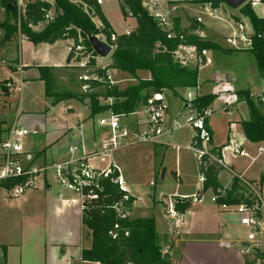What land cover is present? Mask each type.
Returning <instances> with one entry per match:
<instances>
[{
  "label": "trees",
  "instance_id": "obj_1",
  "mask_svg": "<svg viewBox=\"0 0 264 264\" xmlns=\"http://www.w3.org/2000/svg\"><path fill=\"white\" fill-rule=\"evenodd\" d=\"M9 0H0L8 16L1 22L4 29V40H10L21 34L35 44L53 43L59 39L73 40L69 60L74 64L67 67L62 75L56 66H39V78L45 83V94L55 105L62 101L75 99L87 105L89 118L102 115L110 109L115 113H131L140 107L157 92L171 89L175 92L179 88L198 86L199 69H190L175 60V51L186 45H196L198 50L219 49L215 42H205L195 35L192 28L181 29L180 19L176 18L173 31L175 35L168 37V32L158 25L157 20L143 6L142 0H119L125 17L133 16L137 26L129 33L117 34L104 15L100 4L96 0H28L24 11H19L16 0L10 9ZM195 4L209 1L219 5V0H190ZM247 16L253 27L251 43L247 48L257 59V76L264 78V17L259 16L249 3L239 8ZM99 19L100 26L95 22ZM42 25L40 29L36 26ZM202 26V25H201ZM86 33L104 36L113 46L110 55L111 63L98 65L96 57L91 59L90 66L99 74V80L83 81L79 78V70L75 62L77 46H83L88 51L95 52L88 41ZM228 52V51H227ZM18 64V60L16 62ZM119 69L135 78L137 82L126 87L119 83H111L107 71ZM139 71H147V78L138 77ZM75 84L80 91H71L68 85ZM89 84L85 91L83 86ZM5 94L9 95V88L5 87ZM235 94L244 100L249 110V117L242 121V127L248 140L264 142V103L259 95L251 94L249 89L236 90ZM217 94H198L189 105L199 111L209 108ZM112 98L113 103L108 100ZM1 116V114H0ZM6 120L0 117V141L6 138L8 128ZM208 127V125H207ZM209 129V127H208ZM212 136L211 130L209 129ZM196 137H194L195 141ZM193 141V142H194ZM212 144V139H211ZM197 145H200L198 142ZM210 151L216 157L221 155V147L212 146ZM199 169L204 173L202 192L211 189L217 196V202L225 205H235L241 202L255 204L257 195L250 191L248 185L237 175L233 176L229 188H224L219 181V173L224 168L215 160L203 157ZM15 180L0 182V187L9 188ZM104 187L103 199L90 203L83 211V222L90 230L91 247L82 251V259L97 261L102 264H174L170 255L164 251L162 239L157 232L155 217H137L120 219L113 204L122 197L117 184L110 178H101ZM259 183L264 186V172L260 175ZM224 191V195L220 193ZM134 198L131 197L129 206ZM189 198L176 199L175 208L179 215L186 213L190 207ZM119 223V228L114 225ZM264 258V253H259Z\"/></svg>",
  "mask_w": 264,
  "mask_h": 264
},
{
  "label": "crops",
  "instance_id": "obj_2",
  "mask_svg": "<svg viewBox=\"0 0 264 264\" xmlns=\"http://www.w3.org/2000/svg\"><path fill=\"white\" fill-rule=\"evenodd\" d=\"M49 2L54 4V0H49ZM114 3H118L121 10L119 0H103L100 4L113 30L117 34L129 33L134 30L137 26V20L133 16L125 17L123 15L122 29L117 28L110 14V8ZM7 16L5 8L0 4V21L3 22ZM95 22L97 24L100 21L95 19ZM41 27L42 25H38L35 29L38 30ZM72 44L73 40L70 38L59 39L53 43L35 44L21 34L10 40H4V29L0 26V69L5 72L4 74H7L8 77L6 78L12 79L17 86L19 83L14 81L12 75H20V84L40 80L38 67L43 65L61 68L62 70L59 71L63 75L64 70L74 64L73 61L69 60ZM248 47L249 45L245 44V48ZM60 56H64V62L60 61ZM17 60L18 64L16 63ZM10 61H14V63ZM98 63L106 66L111 63V58L107 62L99 60ZM109 70H113L118 76L125 74L119 69ZM149 76L150 73L147 72L145 78ZM258 79L260 78L258 77ZM227 80L228 86L231 85L228 88L235 91L249 89L253 95H259L264 88L260 81L257 89L253 92L250 87L234 86L233 75H227ZM16 85L15 87H17ZM217 97L219 96L217 95ZM232 106L230 112L222 110L221 106L207 120V125L212 133V144L221 148L228 144H237L246 150L249 156L229 154L227 167H224L219 173V181L224 188L231 186L234 175L239 176L243 183L245 180L253 181L260 186L261 192L259 194L264 198V186L259 183L260 175L264 172V161L259 165L258 176L250 175L251 168L258 156L263 155V153H259V147L264 148V142H251L244 133L242 121L249 117V110L245 101H234ZM185 107L191 109L188 101ZM240 110L242 111L240 112ZM87 123L84 118L80 119L75 127H68L69 132L65 130L56 139L45 143L38 149H32L33 153L28 155V160L25 163L39 166L52 161L68 159L71 156L69 146L72 144L81 146L78 147L80 151L94 152L100 150L101 134H103L104 128L97 121ZM10 125L5 123L8 130ZM7 134L8 131L6 136ZM195 135L196 133L192 137V146ZM64 137H66L65 143L60 144ZM71 139H73L72 142ZM255 146L257 151L253 153L251 150ZM23 155H25L24 150L21 158ZM125 156H128L126 152L120 154L115 150L108 157L109 162L116 166L127 180L130 193L134 198L130 209V218L152 215L155 217L153 213L140 214L137 211L138 188L136 183L130 181L124 160ZM237 157H243L250 162L247 165L239 166ZM96 160L92 159L91 163L96 167H103V165L96 163ZM151 170L152 175L155 176L153 179L156 181L160 170L155 165ZM176 176L178 178L179 173ZM202 187L203 183L200 181L196 193L192 196L205 194L202 197L203 201L192 202L190 200L191 204L186 213L176 216V218L181 219L180 227L174 225L169 229L161 230L156 226L162 239L164 251H168L174 264H249L250 254H244L242 249L247 246L252 247V245L261 246L264 249L261 239L259 243L251 244L253 241L248 240L250 231L244 242L230 236L229 232L225 230L227 228L223 224H217V222L218 219L223 220L225 215L237 213L232 205L223 207L217 201H212L211 197L206 196L211 189L201 192ZM10 197L12 196L3 187H0V264H102L97 261L82 259V251L91 247L90 230L83 222V211L76 193L62 186L52 170L47 172L44 182H41L37 188L28 190L23 196L17 197L16 201ZM168 198L161 200L164 206H167ZM202 216L216 221L215 224L212 226L207 224L196 225L200 223ZM218 225L222 228H218Z\"/></svg>",
  "mask_w": 264,
  "mask_h": 264
},
{
  "label": "rangeland",
  "instance_id": "obj_3",
  "mask_svg": "<svg viewBox=\"0 0 264 264\" xmlns=\"http://www.w3.org/2000/svg\"><path fill=\"white\" fill-rule=\"evenodd\" d=\"M162 5L168 7L174 23L176 18L180 19L181 29L192 28L197 25L196 29L191 32L205 42L219 44L223 50L206 49V59L204 62L199 63L198 58L203 50H198L196 45L179 47L175 51V60L190 69L198 67V86L179 88L177 92L171 89L163 91V103L166 106L163 113V124L167 131L156 143L138 142L124 145L116 150L120 154L124 152L128 154L124 160L130 181L136 183L138 188V213H153L156 218V226L161 230L169 229L174 225L181 226V219L169 214L167 206H164L161 200L169 197L166 202L169 204L170 200L183 198L177 195L192 196L196 193L195 191L200 182L199 160L192 146V137L196 133V129L188 122L191 109L185 107L186 102H191L198 94L216 93L219 97L215 98L209 108L214 113L222 106V110L230 112L234 101L237 102L241 98L235 94L234 89L228 88L231 85L228 86L227 75H233L234 86L243 85L250 87L253 92L257 89L260 81L264 86V80H262L264 78L258 79L257 76V59L250 50L245 48V44L249 45L246 43L247 41L242 40V33L247 37L253 35V27L250 19L240 9H233L223 4L220 15L215 16L208 12L205 3L195 4L184 0H165ZM254 10L259 16L264 17V2L258 4ZM110 14L117 28L122 29L123 13L118 3H114L110 8ZM241 23L244 29H239ZM97 25L100 26V22ZM101 37L104 38V36ZM100 58H97V61L107 62L110 60V55ZM60 59L62 62L65 61L64 56H60ZM10 62L14 63V61ZM110 72V80L120 82L119 84L122 87L137 82L135 78L127 73L118 76L113 70H110ZM4 73L0 69V106H2L0 117L6 120L7 125L17 119L30 132L21 138L25 152V155L22 156L23 162H26L28 155L33 153L32 149H38L45 143L56 139L65 130L69 132L68 127H75L80 119L84 118L85 122L87 120V124L93 121L98 123L100 115L95 118H89L87 106L84 103L77 102L75 99L52 105L51 100L46 97L43 80L37 79L30 81V83L22 82L20 84V75L14 74L12 75L14 81L19 83V86H17L12 79L6 78L8 76ZM146 73L145 71L139 72L138 77L145 78ZM68 86L71 91L81 90L76 88L75 84ZM5 87L9 88V95L4 93ZM190 93L194 96L189 97ZM251 94L253 93L251 92ZM112 103L113 101H111ZM138 110L139 108H136L133 113L129 114V117L140 118L142 114ZM110 112L111 110L108 109L102 115H108ZM65 138L62 139L60 144L65 143ZM72 141L73 139H71ZM78 147L81 146L78 145ZM251 151L254 153L257 151V147H253ZM262 153L263 155L258 156L257 161L251 168L250 175L252 176H258L259 165L264 161V152ZM237 159L239 166L247 165L250 162L243 157H237ZM108 162L109 157L96 160V163L103 166ZM154 165L160 170L156 181L153 179L155 176L152 175L151 170ZM177 173H179L178 178L176 176ZM250 183L252 185L249 187L250 191L254 192V194L261 192L258 183L256 184L253 181H250ZM200 190L202 192V188ZM221 194L224 195V192H221ZM204 196L205 194H196L189 198L194 202L196 197ZM206 196L212 198L214 196L213 191L211 190ZM10 198L17 200L15 196ZM237 205H232L235 212ZM258 219L261 220V235L258 234L256 241L251 242V244L259 243L261 239V243L264 246V209L259 212ZM215 222L202 216L200 223L196 225L207 224L212 226ZM217 224H223L227 228L225 229L226 232H229L233 238L240 239V242H244L247 239L248 232L252 230L248 226L241 225L240 217L235 213L225 215L223 220L218 219ZM220 225H218V228H222ZM252 248L254 257H260L259 253H264V249L261 246L252 245ZM250 258H253L252 254Z\"/></svg>",
  "mask_w": 264,
  "mask_h": 264
},
{
  "label": "built area",
  "instance_id": "obj_4",
  "mask_svg": "<svg viewBox=\"0 0 264 264\" xmlns=\"http://www.w3.org/2000/svg\"><path fill=\"white\" fill-rule=\"evenodd\" d=\"M28 0H16L19 11H24L25 4ZM101 4L103 0H96ZM165 0H142L143 6L147 11L157 20L158 25L168 32V37L175 35L173 31L174 22L172 21L168 7L162 5ZM180 1V0H175ZM190 1V0H184ZM263 0H248L253 8L262 3ZM224 3L215 5L214 2L209 1L205 3L206 9L211 15L219 16L221 13V6ZM239 29H244L243 24H240ZM100 38H102L100 36ZM106 40L105 38H102ZM242 40L251 43L250 37L242 33ZM107 41V40H106ZM93 50V49H92ZM94 51V50H93ZM96 54V53H95ZM207 50L202 51L198 58L199 63L205 61ZM75 62L79 70V78L83 81L99 80V74L93 67L90 66V61L96 56L92 51H88L83 46H77L75 52ZM97 64L100 65L97 61ZM110 80L111 72L107 71ZM111 83L114 81L110 80ZM89 84L83 86V90H87ZM225 90V89H224ZM223 90V91H224ZM222 91V92H223ZM163 92L154 93L146 103L141 105L138 111L142 114L140 118H130V113H115L111 110L108 115H100L98 123L104 128L101 134L100 150L94 152L80 151L76 144L69 146L70 158L61 161H52L42 165H34L22 161L21 154L23 153V144L21 138L29 134L26 126L20 124L17 119L9 126L6 138L0 141V182L7 180H15L9 187L4 188L11 196L21 197L28 190L35 189L41 182H44L48 171L52 170L60 184L76 193L77 199L82 211L89 207L90 203L98 202L103 199L104 187L102 186L101 178H110L112 182L118 185L122 192V197L118 199L113 208L120 219L130 218L129 202L131 200V193L125 178L120 173L119 169L108 162L103 167H96L91 163L92 159L107 158L115 150L124 145L138 143V142H157L159 138L166 133L163 124V113L166 106L163 103ZM189 94V97H193ZM260 100L264 103V88L259 94ZM111 104L112 98L108 100ZM133 113V112H131ZM213 114V110L206 108L199 111L191 107V112L188 117V122L196 129V139L193 142V149L197 154L199 163L207 165V162H202L203 157H207L210 161L215 160L223 167H227V157L229 154L233 156H249V153L240 148L237 144H228L221 148L220 157H216L211 153L210 147L212 136L207 127V120ZM198 142L200 145H197ZM264 152L263 147H259V153ZM199 180L203 183L205 180L204 173L200 170ZM245 184L249 187L251 183L245 180ZM224 192L220 190V193ZM257 195L255 204L248 202H241L237 205L236 213L240 217V223L243 226L252 228L248 234V240L255 241L258 234L261 233V220L258 219L259 212L264 209V198ZM62 196V194H60ZM212 201H217V196L214 195ZM203 198L195 199V202H201ZM133 203V202H132ZM175 200H170L167 204L168 212L173 217L179 216L175 208ZM227 205L223 204V207ZM115 229L119 228V223L114 225ZM251 246L243 247L242 252L246 255H253L249 260V264H264V258L254 257V252ZM166 252V251H165Z\"/></svg>",
  "mask_w": 264,
  "mask_h": 264
},
{
  "label": "water",
  "instance_id": "obj_5",
  "mask_svg": "<svg viewBox=\"0 0 264 264\" xmlns=\"http://www.w3.org/2000/svg\"><path fill=\"white\" fill-rule=\"evenodd\" d=\"M219 1H221L222 3L228 5L233 9H239L244 4H246L248 0H219ZM8 2L10 4V9H12L14 6V2L12 0H9ZM86 35L92 49L99 57L105 58L111 55L113 51V46L110 43L100 38V36L97 34L86 33Z\"/></svg>",
  "mask_w": 264,
  "mask_h": 264
}]
</instances>
